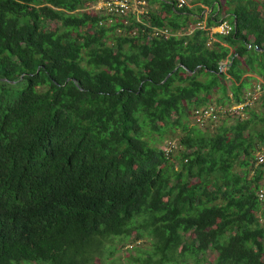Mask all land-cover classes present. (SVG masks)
Returning <instances> with one entry per match:
<instances>
[{"label":"trees","instance_id":"16d2710c","mask_svg":"<svg viewBox=\"0 0 264 264\" xmlns=\"http://www.w3.org/2000/svg\"><path fill=\"white\" fill-rule=\"evenodd\" d=\"M144 1L0 0V264H96L132 234L139 264H264V8ZM213 100L233 123L189 126ZM177 127V153L152 144Z\"/></svg>","mask_w":264,"mask_h":264},{"label":"rangeland","instance_id":"374dc122","mask_svg":"<svg viewBox=\"0 0 264 264\" xmlns=\"http://www.w3.org/2000/svg\"><path fill=\"white\" fill-rule=\"evenodd\" d=\"M129 1V10L126 13H139L137 11L142 12L145 9H154L156 8L155 5H149L146 6L142 0H128ZM223 1V0H221ZM202 0H195L191 4V8L195 9L196 5H202L201 4ZM260 3L262 7L264 8V0H260ZM146 6V8L144 7ZM204 7V11L202 12L203 14H206L208 12V7L205 5H202ZM83 10H88L93 13L99 11V10H105V0H86L85 5L83 7H80L77 9V11H83ZM137 18V16H135ZM138 19V18H137ZM56 25L55 21L50 22V27H54ZM224 67H222L223 69ZM253 84L255 80L251 81ZM218 94H214V98H216ZM211 103H214L213 105L215 109L218 110V107L222 108L221 106L218 105V103L213 100ZM258 105V102L255 103L254 108H256ZM226 108V106L224 107ZM234 106L231 107L232 111ZM224 110V109H223ZM244 117L248 116L241 114ZM234 119L229 116H219L216 119H211V120H206L203 124L198 125L195 123L194 120V115L190 117L188 124L189 126H195L199 127L201 129H204V131L212 134L217 130V127H219L221 124H232ZM207 126V127H206ZM184 135V131L182 130L181 127H177L172 130H168L162 138H160L157 134H154L155 136V141L152 143L154 145H157L158 147H164L166 148L169 143L173 146L172 149L174 150L173 153H177L180 149H182V144L179 142L180 138ZM258 152L264 153V147L261 146L260 150ZM152 248V243L150 238H144L140 240H135L134 239V234H132L128 239H123L121 241H115V243L111 244L106 243L104 244L102 248V255L101 257L98 258V256H95L94 258V263L99 264L100 261H103L104 264H109L111 262L112 264H139L138 262L134 261L135 257H139L141 259H144L147 257L148 251H151ZM140 249V250H139ZM139 250V251H138ZM113 252V254H111ZM215 257V254L212 252H209L207 255L208 261H213ZM183 259V258H182ZM181 259V260H182ZM187 259L186 262H179V264H194L193 260L191 257H185ZM199 264H207L206 262L204 263H199Z\"/></svg>","mask_w":264,"mask_h":264},{"label":"built area","instance_id":"2783aa9c","mask_svg":"<svg viewBox=\"0 0 264 264\" xmlns=\"http://www.w3.org/2000/svg\"><path fill=\"white\" fill-rule=\"evenodd\" d=\"M193 1L194 0H172V2L178 8H182L185 6L190 7ZM142 2H144L145 4L144 0H142ZM129 7L130 5H129L128 0H105V10L109 13L124 14L129 10ZM137 12H140V11H137ZM232 28H233V25L228 20H222L215 27L212 28V34L218 33V34L225 35V34L230 33L232 31ZM153 33L154 35H159V36L161 35L165 37L170 34L169 30L166 28H160V29L156 28L154 29ZM255 87H256V91H258L260 89V84H257ZM257 95L258 93H253L252 100L255 99ZM249 101L250 99L248 98V100H246L244 103L235 105L233 110L242 109L243 106L247 104ZM230 110L232 109L230 108ZM217 112L218 110L215 109L213 105H208V106L200 107L198 109H194L192 114L194 115L195 123H197L198 125H201L206 120L218 118ZM172 147L173 146L169 143V145L165 149L167 151H170ZM255 160H256V165L264 162V154L261 152H258L256 154ZM257 196L260 201L264 202V177L262 178L259 188L257 189Z\"/></svg>","mask_w":264,"mask_h":264}]
</instances>
